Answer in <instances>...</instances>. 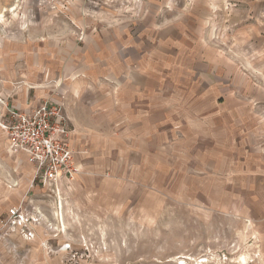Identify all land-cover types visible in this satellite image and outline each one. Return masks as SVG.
<instances>
[{"label":"rangeland","instance_id":"rangeland-1","mask_svg":"<svg viewBox=\"0 0 264 264\" xmlns=\"http://www.w3.org/2000/svg\"><path fill=\"white\" fill-rule=\"evenodd\" d=\"M73 93L60 197L0 125V264H264V0H0V121Z\"/></svg>","mask_w":264,"mask_h":264},{"label":"built area","instance_id":"built-area-1","mask_svg":"<svg viewBox=\"0 0 264 264\" xmlns=\"http://www.w3.org/2000/svg\"><path fill=\"white\" fill-rule=\"evenodd\" d=\"M61 105L45 100L33 113L10 108L1 123L10 151L22 152L32 165V185L43 186L50 195L61 196L63 185L78 177L83 169L69 144L72 130ZM42 215L15 207L9 223L27 239L34 233L31 226L40 224Z\"/></svg>","mask_w":264,"mask_h":264},{"label":"crops","instance_id":"crops-1","mask_svg":"<svg viewBox=\"0 0 264 264\" xmlns=\"http://www.w3.org/2000/svg\"><path fill=\"white\" fill-rule=\"evenodd\" d=\"M112 42H113V39H112ZM126 82V80L125 79H123L122 80V83H125ZM140 82H142L143 83V86L141 87V89L144 91L143 92V94H140V95H138V98H142V97H144V94H145V87H147V82H146V79L144 78V76H140V78H139V84H140ZM141 89H137V93H139V92H141L142 90ZM67 93V92H66ZM73 97H74V93L72 94V96H71V98L68 100V97L64 100V97H58V99H49L50 101H52L53 103H56V104H59V105H61L62 106V108H63V111H64V113L67 115V117L71 120V122H72V124H73V126H75L76 128H78V127H80L81 126V123H80V121L78 120V118H77V116H76V111H80L81 110V107L80 106H76L75 108H74V104H73ZM43 103V102H42ZM42 103L40 104V105H42ZM40 105H38L37 107H35V108H29V109H19L20 111H22V112H25V113H27V114H31V113H33ZM132 107V106H131ZM136 107H137V111H140V112H143L144 111V109L146 108V105H142V104H140L139 106L138 105H136ZM133 108V107H132ZM66 110V111H65ZM7 118V113H5V115H4V117L2 118V120L0 121V125H1V123H3L4 122V120ZM70 120H69V127H70V129L72 128L71 127V122H70ZM69 144H70V146H71V148L75 151V155H76V159H77V161L80 163V161L82 160V156H83V154L84 153H81V151L80 152H78V149H77V147H75L74 146V143H73V141H72V136L70 137V139H69ZM22 153V152H21ZM22 154H24V153H22ZM24 156H25V160H26V162L32 167V165L28 162V160H27V157H26V155L24 154ZM81 164V163H80ZM82 165V164H81ZM79 177V176H78ZM78 177H76L75 179H73V180H71V181H67L66 183H65V185H63V187H65V188H61L62 189V191L63 190H65L66 189V187H71V185H74V183L76 182V180L78 179ZM43 189H44V191H46V189L43 187V186H41Z\"/></svg>","mask_w":264,"mask_h":264},{"label":"bare ground","instance_id":"bare-ground-1","mask_svg":"<svg viewBox=\"0 0 264 264\" xmlns=\"http://www.w3.org/2000/svg\"><path fill=\"white\" fill-rule=\"evenodd\" d=\"M61 207H62V203H61ZM59 212V211H58ZM59 215V214H58ZM69 247V246H68ZM68 249V248H67ZM65 250V249H64ZM184 264V263H183Z\"/></svg>","mask_w":264,"mask_h":264}]
</instances>
